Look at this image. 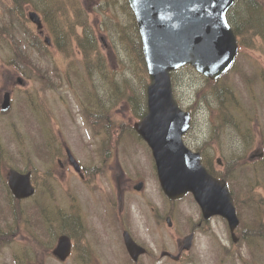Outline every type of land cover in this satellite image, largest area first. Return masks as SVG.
I'll return each instance as SVG.
<instances>
[{"label": "rangeland", "instance_id": "rangeland-1", "mask_svg": "<svg viewBox=\"0 0 264 264\" xmlns=\"http://www.w3.org/2000/svg\"><path fill=\"white\" fill-rule=\"evenodd\" d=\"M112 1L59 0L58 5L64 10L58 11L56 19L67 33V22L75 25L67 45H61L54 37L51 25L43 24L44 35L40 36L38 49L29 47L25 32L29 35L38 32L27 20V14L37 11L43 18L38 0H34L37 7L31 2L22 5L28 23L21 27L23 30L15 27L14 40L11 33L0 34V104L5 93L10 94L11 100L7 112L0 110V227H10L6 245L0 246V264H91V250L81 251L82 256L73 252L65 262L52 255L60 235L73 237L78 248L79 244L92 243L91 234H86L81 226H91L101 237L95 247L100 263L132 264L128 263L125 248L113 249L107 244L110 229L104 226L108 223L99 224L98 216L104 219L101 199L108 190L104 185L107 181L101 174L80 180L69 168L66 148L81 167L92 170L90 173L105 160L106 169L123 172L124 201L128 199V187L134 191L133 186L143 178L142 190L129 194L132 200L129 229L148 252L139 264H264V42L256 38L253 48H243L238 38L235 67L226 80L215 84L192 67H184L172 75L176 102L184 110L192 111L191 129L184 142L193 151L203 146L204 160H211L210 169L230 185L233 200L235 194L239 221L250 219L251 230L259 228L260 222L263 227V242L257 243L260 251L248 241L249 228L242 223L236 233L241 237L233 243L227 224L220 217L198 226L201 213L191 196L172 203L163 195L150 151L132 131L133 124L143 115L139 108L145 107L149 83L143 56L137 52V45L128 41L132 40L131 29L134 35L136 22L129 6L126 7L127 0ZM3 4L10 7L12 1H0V22H7ZM240 11L237 6L230 12L233 21ZM244 14L248 18L252 15L243 11ZM46 37L51 44L43 47ZM25 57L41 72L24 74L12 65L20 62L25 68L28 65ZM19 78L22 84H18ZM227 85L237 101L236 104L231 101L233 105L228 110L233 122L224 121L217 99ZM98 100L103 104V113L92 103ZM261 152L263 156L257 157ZM251 155H255L252 160ZM231 166L237 168L233 176ZM9 170H29L34 182L41 180L45 193L38 199L42 200L43 214L32 213L33 201L5 203L4 199L12 200L8 199L11 196L3 180ZM260 210V219H255ZM168 215L171 226L165 219ZM26 219L35 222L39 219L42 226L52 224L47 230L50 236L41 233V250L35 254V240L22 230ZM64 228L73 234L60 232ZM193 231L192 247L182 261L161 257L164 251L176 256L178 244L181 246L183 238Z\"/></svg>", "mask_w": 264, "mask_h": 264}, {"label": "water", "instance_id": "water-1", "mask_svg": "<svg viewBox=\"0 0 264 264\" xmlns=\"http://www.w3.org/2000/svg\"><path fill=\"white\" fill-rule=\"evenodd\" d=\"M127 1L137 23L150 80L147 113L134 124V130L151 151L160 188L169 201L191 194L205 220L223 217L235 237L233 231L238 218L226 181L212 176L202 165L200 154L185 146L182 137L190 128V113L183 111L174 100L170 77L172 71L184 65H190L212 81L230 69L238 45L226 15L235 0ZM28 18L38 30L42 28L35 12H30ZM45 42L48 44L49 39ZM0 108L2 112L9 110V93L4 94ZM68 157L78 170L69 151ZM29 177L30 174L10 171L8 184L17 199L33 194ZM192 238L191 234L184 239L183 249H190ZM124 244L135 262L146 252L127 233H124ZM70 250V239L61 236L53 255L64 261ZM165 254L178 259L162 253Z\"/></svg>", "mask_w": 264, "mask_h": 264}, {"label": "flooded vegetation", "instance_id": "flooded-vegetation-1", "mask_svg": "<svg viewBox=\"0 0 264 264\" xmlns=\"http://www.w3.org/2000/svg\"><path fill=\"white\" fill-rule=\"evenodd\" d=\"M95 116H97V115H95ZM100 120H101L100 118L97 119L98 122ZM97 121L95 120V122H97ZM197 150L199 151L201 157L205 154V149H203V146L197 147ZM65 154H66V149H65ZM116 159H117V157H115V161H116ZM105 161L100 162V166L98 168L95 167V169H93L94 172L90 173L92 171L90 168L81 167L79 163H78V165L80 167V170L76 171L74 169V167L70 166V163L68 162V159H67V163L69 165V168H71L74 175H77L80 180L83 181V180L88 179L89 177H92V176L98 177L99 174H101V176L104 177V179L107 181L104 183V185L108 186V190L107 189L105 190L104 194L102 195V199H101V201L103 203L102 211L104 213V219H102L101 217L98 216V219L100 220L99 224L103 225L104 222H106V223H108V225H105L104 227L110 229L109 233H110L111 239L107 241V244L110 247L112 246L113 249H117L118 247L125 248L124 239H123L124 232H127L130 235L131 239H133L137 244H139L140 242L137 240V238L133 235V233L129 229V221H130L129 217L132 214V208H131L132 200L130 199L129 194L134 193V191L131 190V187L129 186L127 189V198L128 199L124 201L122 180H123L125 175L122 174L123 172L115 173V171H114L115 168L106 169L105 168ZM59 164L64 169V164L60 160H59ZM218 164H219V167L221 166L220 168H223L222 167L223 164L221 162H218ZM115 165L118 168V165H119L118 161L115 162ZM230 169H231V167H230ZM97 170L99 172H97ZM23 173H30V180H31V183L34 187L33 195L29 198H25V199H21V200L16 199L13 196V194L11 193V191L9 190V187H8L9 173H6L5 174L6 176H5V178L3 177V180L4 179L6 180V189L8 191L9 196H11L8 199L9 200L12 199V200L7 201L6 199H4L5 203L10 204V202H12L15 204V202H24L25 203L27 201H33L32 203L34 205L35 210L32 213L36 214V216H38V214H43L42 206H41L42 200L38 199V197L40 195H43V193H45L43 185L41 183V180L38 182H34L33 181V174L29 170L27 172H23ZM230 174L231 175L233 174V170H231ZM142 181H143V178H141L137 184L141 183V184H143V187H144V182H142ZM86 185H87V183H86ZM91 185L92 184H90V186ZM135 185L133 186L132 189H134ZM2 190L3 191L5 190V182L3 184ZM1 201H3V200H1ZM260 212H261V210H260ZM19 213L21 214V211H19ZM261 215H262V213L257 215L255 219L259 220ZM255 219H254V221H255ZM202 221L203 220H201L198 223V226L203 225L204 221L203 222ZM240 221L234 230V233L236 235L235 240H237L236 242H238L239 237H241L239 233L236 234L241 228V223H242L243 227L245 226V227L249 228L247 231L248 235L258 236L259 238H261V236H263V233H262L263 227L260 224V222L258 225L259 228H254L253 230H251V228H250L251 227V223H250L251 220L250 219H243L242 218ZM208 223H210V222H208ZM44 224L45 225L42 226V221L41 220L39 221V219H37L36 222H35V220L32 221L31 219L30 220L26 219L23 222L22 230H24V232H27L29 234V236L31 237V239L33 238L35 240V249L33 250V254H35V252H37L38 250L39 251L41 250V245H42L41 233H45L46 237L50 236V234L48 233L47 230L49 228L50 229L52 228V224H51V222L44 223ZM204 224H206V223H204ZM33 226H34V229L32 228ZM86 227L88 228L87 232H86ZM86 227L81 226V230L85 229L86 234H91L92 243L87 242V245H85V246L83 244H79V248H78V245H76L75 240L73 239V237H71L72 250L74 249V247H75V249H79L80 251H83V253H84V251H86V253H87L89 250H91L92 251L91 255L93 257L91 264H102V263H100V261L97 260L99 258V254L97 253V250L95 249V247L101 242V237L97 234V231H95L91 226H86ZM193 233H194V237H195V232L193 231ZM9 235H10V227L9 226L8 227L1 226L0 227V246H2V248H3V246L6 245L8 238H9ZM74 235L76 236L77 234L74 232ZM229 236H230L231 241L233 243H236V242H234L235 240H234V238H232V235L230 232H229ZM178 246H179V251L177 252V254L179 256V259L177 261H182L185 257V253L187 251H183L181 249L182 245L180 246V243L178 244ZM75 254H77V253H75ZM138 261H139V259H138ZM138 261L136 264H138Z\"/></svg>", "mask_w": 264, "mask_h": 264}, {"label": "trees", "instance_id": "trees-1", "mask_svg": "<svg viewBox=\"0 0 264 264\" xmlns=\"http://www.w3.org/2000/svg\"><path fill=\"white\" fill-rule=\"evenodd\" d=\"M1 1V0H0ZM12 4L10 7H6V4L2 5V10L5 13L7 17V22H0V34L7 35L11 33V40H14V31L15 27H25L24 23L28 21L25 19V15L23 14V6L24 4H27L31 2L34 7H37V5L34 3V0H11ZM54 1L56 2V5H54ZM59 0H41L37 4L41 5L39 8V12L43 16L45 24H49L52 26V32L60 42L61 45L66 44L70 40V37L72 36V33L74 32V24L70 23V21L67 22L68 24V29L65 32V29L59 24L60 22L56 19L53 18L55 16V13L57 15L58 11L64 10L62 5H58ZM112 3H114L112 0H110ZM54 5V8L52 6ZM239 6L242 9V12L240 11L239 13H235V18L234 21L232 20L231 17V11L235 9V7ZM74 7V6H73ZM126 7L128 8V5L126 3ZM50 8H52V12H50ZM243 11L247 12L248 14H252L249 18L245 17V14L243 15ZM230 12L228 14V21L233 24V30L238 36V38L241 39V46L247 47V48H253V41L254 39H261L264 42V0H237L234 6L230 9ZM50 14H52V17H50ZM133 25V23H132ZM59 27L58 29H55ZM134 35H133V30L131 29L132 33V40H128L130 43L137 45V52L139 53L140 56H142L141 52V43L140 42V37L137 32L136 24L134 23ZM22 29V28H21ZM23 30V29H22ZM135 36V37H134ZM25 37L28 41V45L31 49H38L39 47V41L40 37L38 34L36 35H29L27 32H25ZM139 40V41H138ZM92 43V41H91ZM85 44V43H84ZM43 47L45 46L42 44ZM18 46V44H17ZM92 46V45H91ZM86 50H89V46H86ZM26 62L28 65L23 68L20 66V62L14 63L12 65H15L17 67V70L20 72H24V74L27 73H38L41 72L40 69H38L35 64L29 59L26 58ZM30 66V68H28ZM31 66L34 67V69H31ZM33 71V72H32ZM49 72V71H48ZM229 73L223 75L221 79L228 78ZM226 80V79H224ZM206 81L211 82L210 80L206 79ZM212 84H215L212 82ZM223 86V85H222ZM231 91V95L229 93ZM96 95V93H95ZM120 96L118 95L119 99ZM130 99V98H129ZM218 99V104H219V110L222 111V115H224V121H232L233 122V116L228 113L229 108L233 105L231 104V101L233 103H237V101L233 98V91L227 85V89H222V94H219ZM141 113L143 114L145 112V109L139 108ZM139 111V112H140ZM138 112V113H139ZM103 113V110L100 112ZM140 115V114H139ZM141 116V115H140ZM237 125V123H236ZM238 164V163H237ZM238 167V165H236ZM237 169V168H236ZM235 169V170H236ZM18 217H20L19 214H17ZM61 230H65L61 229Z\"/></svg>", "mask_w": 264, "mask_h": 264}]
</instances>
